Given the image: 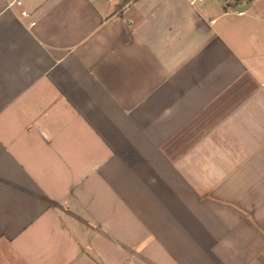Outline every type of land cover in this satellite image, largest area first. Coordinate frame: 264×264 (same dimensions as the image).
<instances>
[{
    "label": "crops",
    "instance_id": "0c3cea01",
    "mask_svg": "<svg viewBox=\"0 0 264 264\" xmlns=\"http://www.w3.org/2000/svg\"><path fill=\"white\" fill-rule=\"evenodd\" d=\"M16 1L0 264H264L260 0Z\"/></svg>",
    "mask_w": 264,
    "mask_h": 264
},
{
    "label": "rangeland",
    "instance_id": "374dc122",
    "mask_svg": "<svg viewBox=\"0 0 264 264\" xmlns=\"http://www.w3.org/2000/svg\"><path fill=\"white\" fill-rule=\"evenodd\" d=\"M107 2V4L113 8L116 9H121L123 7H125L129 2H131L132 0H104ZM247 1V0H246ZM248 2V1H247ZM236 3V0H235ZM260 4H256V5H263V16H264V0H260L259 2ZM245 7V6H244Z\"/></svg>",
    "mask_w": 264,
    "mask_h": 264
},
{
    "label": "built area",
    "instance_id": "2783aa9c",
    "mask_svg": "<svg viewBox=\"0 0 264 264\" xmlns=\"http://www.w3.org/2000/svg\"><path fill=\"white\" fill-rule=\"evenodd\" d=\"M196 1H204V0H193L194 3H195ZM16 2H17L19 5H22V1H21V0H17ZM22 15L28 17V16H30V13H29L27 10H24V11H22ZM31 24H35V22H32Z\"/></svg>",
    "mask_w": 264,
    "mask_h": 264
},
{
    "label": "trees",
    "instance_id": "16d2710c",
    "mask_svg": "<svg viewBox=\"0 0 264 264\" xmlns=\"http://www.w3.org/2000/svg\"><path fill=\"white\" fill-rule=\"evenodd\" d=\"M239 0H236V2H238ZM248 1H252V0H248Z\"/></svg>",
    "mask_w": 264,
    "mask_h": 264
}]
</instances>
